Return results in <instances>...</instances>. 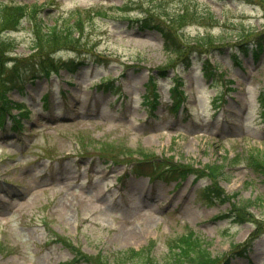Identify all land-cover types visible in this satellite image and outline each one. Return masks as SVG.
I'll list each match as a JSON object with an SVG mask.
<instances>
[{"label": "rangeland", "instance_id": "374dc122", "mask_svg": "<svg viewBox=\"0 0 264 264\" xmlns=\"http://www.w3.org/2000/svg\"><path fill=\"white\" fill-rule=\"evenodd\" d=\"M123 1L133 9L124 15L117 7ZM135 1L14 0L42 5L40 14L47 24L76 8L101 9L105 14H95L85 24L80 37L83 55L56 53L72 55L80 62L77 69L61 70L48 79L32 78L22 69V77L13 80L6 92L9 99L25 105L30 119L23 120L21 134L9 129L10 121L0 126V264H65L75 248L86 253L129 246L140 249L151 240L157 241L154 256L162 260L168 242L188 228L208 241L212 255H221L229 251L230 243L241 247L254 234L250 233L255 230L253 223L236 224L226 217L229 203L208 204L201 192L209 183L207 178L194 183L189 176L174 189L175 181L146 177H131L122 184L118 179L122 166L101 165L75 152L76 141L87 149L90 136L125 147L141 146L153 156L196 167L224 162L220 185L229 194L237 192L240 201L260 198L250 209L264 218V173L242 160L250 149H264V119L258 116L256 101L264 85V46L260 53H238L240 67L227 56L229 50L214 54L210 61L219 62L214 79H205L198 61L187 70L178 68L184 81L180 89L191 111L187 119L182 107L177 115L166 108L174 74L170 70L168 78H158L160 103L150 114L141 102L145 83L150 73L157 77L169 53L162 49L158 31L137 28L140 6L148 7V1ZM169 1V13L185 3ZM186 2L209 8L221 24L187 26L184 36L189 40L208 31L227 43L241 25L264 29L262 8L242 0ZM23 24L22 30L9 33L15 42L14 55L30 50L31 33L26 21ZM103 76L122 79L118 94L95 91L93 84ZM218 93H224L227 101L214 114L212 99ZM228 264H264V233L246 256L232 258Z\"/></svg>", "mask_w": 264, "mask_h": 264}, {"label": "trees", "instance_id": "16d2710c", "mask_svg": "<svg viewBox=\"0 0 264 264\" xmlns=\"http://www.w3.org/2000/svg\"><path fill=\"white\" fill-rule=\"evenodd\" d=\"M149 2V10L144 13V20L142 25L153 24L163 31L165 37L164 47L172 55L169 56V60L172 62L174 56L181 55L184 51L189 52L190 47L182 44L180 37L183 34L182 30L185 25L190 21H211L215 20L213 14L208 10H202L198 5H190L186 1L181 9H177L174 12H167V4L169 0H147ZM252 1V0H249ZM256 2L264 5V0H257ZM128 2H125L121 9H125L128 6ZM95 14H105V11L101 9L89 8H76L69 11V13L62 17L60 21L54 22L50 26H45L42 19L38 15L37 6H29L26 4H8L0 1V71H4V64L6 60V53L10 51L13 46L12 42L8 41V38L3 36V31L7 29H17L22 17H27L31 22L33 37L31 47L35 51L25 58L26 63L30 64L32 72H41L49 74L51 70L57 69L59 66H72L73 59L55 60L52 57V52L57 48H71L78 49L79 37L73 35L74 32L84 31L85 24L91 21ZM204 20V21H203ZM236 37L239 38H260L264 36V31L261 33H255L251 27L241 26L237 28V31H233ZM176 38L180 41H177ZM200 42H213L216 38L211 36H197L195 41ZM262 40V39H261ZM186 61V58H185ZM171 64V63H170ZM153 83V79L151 80ZM180 83V82H179ZM2 90H0V94ZM156 94L151 99L146 98L145 103L149 108L153 107V103L156 98ZM176 101L179 103L183 100L182 93L176 95ZM259 99L264 108V91L260 93ZM176 103V104H177ZM10 104L8 101H0V115L3 112L8 111ZM264 112V110H263ZM21 115H27V110L22 112ZM21 125L20 120H16ZM102 151V154L113 158L115 161H127L131 163L132 170L138 173H146L152 176H162L169 178L172 174L185 176L188 173H194L196 176H206L211 179L212 184L202 188L203 196L210 203L214 199L219 202H230V207L227 213L232 215L234 221L245 222L253 221L260 228V232L264 231V219H258L249 210V206L254 204L256 200H239L235 198L237 193L229 195L225 193L224 189L219 186L218 178L224 176L223 168L225 163H207L202 168H194L190 163L183 164L173 161L164 162L163 160L155 159L153 154L145 151L144 149L136 150L142 155L141 158L136 159L132 156L135 150L120 145L114 142H103L97 147ZM128 157H124L125 155ZM120 156H122L120 158ZM233 159L232 161H234ZM245 164L250 166L257 172H264V149L253 148L250 149L242 159ZM251 219V217H253ZM255 233L251 235V238L243 243V246L239 249H235L232 245L231 251L227 253V258L232 254H241L252 242V240L259 235ZM208 242L196 235L191 228L187 231H183L178 234L172 241L168 242L167 254L162 260H158L153 252L155 242L151 241L146 247L141 249L125 248L118 251H112L110 253L99 252L96 255H89L78 250L73 260L68 261V264H75L81 260L90 262L91 264H216L220 256L211 255L207 249ZM227 260V259H226Z\"/></svg>", "mask_w": 264, "mask_h": 264}]
</instances>
